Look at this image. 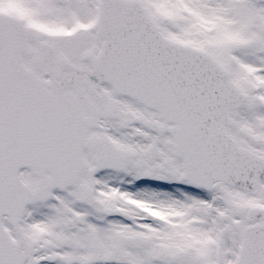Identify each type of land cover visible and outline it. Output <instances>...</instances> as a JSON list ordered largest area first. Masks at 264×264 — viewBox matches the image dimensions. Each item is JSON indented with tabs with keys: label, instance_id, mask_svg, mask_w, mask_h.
I'll return each mask as SVG.
<instances>
[{
	"label": "snow or ice",
	"instance_id": "1",
	"mask_svg": "<svg viewBox=\"0 0 264 264\" xmlns=\"http://www.w3.org/2000/svg\"><path fill=\"white\" fill-rule=\"evenodd\" d=\"M0 264H264V0H0Z\"/></svg>",
	"mask_w": 264,
	"mask_h": 264
}]
</instances>
